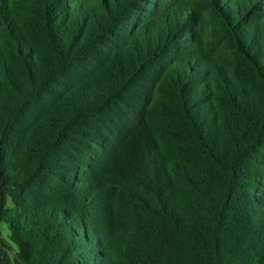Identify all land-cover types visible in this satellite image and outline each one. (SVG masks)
I'll use <instances>...</instances> for the list:
<instances>
[{"label": "trees", "instance_id": "obj_1", "mask_svg": "<svg viewBox=\"0 0 264 264\" xmlns=\"http://www.w3.org/2000/svg\"><path fill=\"white\" fill-rule=\"evenodd\" d=\"M5 252L264 264V0H0Z\"/></svg>", "mask_w": 264, "mask_h": 264}, {"label": "rangeland", "instance_id": "obj_2", "mask_svg": "<svg viewBox=\"0 0 264 264\" xmlns=\"http://www.w3.org/2000/svg\"><path fill=\"white\" fill-rule=\"evenodd\" d=\"M2 229L4 231V236H7L8 229H7L6 225H3ZM5 256H7L12 261L13 264H21L18 261V259L15 258V256L11 252L10 253L9 252H5Z\"/></svg>", "mask_w": 264, "mask_h": 264}]
</instances>
